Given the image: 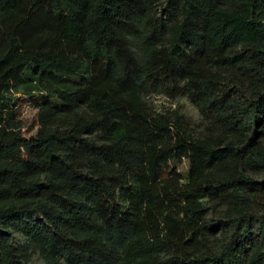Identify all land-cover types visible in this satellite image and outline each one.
I'll list each match as a JSON object with an SVG mask.
<instances>
[{
  "label": "trees",
  "instance_id": "1",
  "mask_svg": "<svg viewBox=\"0 0 264 264\" xmlns=\"http://www.w3.org/2000/svg\"><path fill=\"white\" fill-rule=\"evenodd\" d=\"M34 253L264 264V0H0V264Z\"/></svg>",
  "mask_w": 264,
  "mask_h": 264
},
{
  "label": "rangeland",
  "instance_id": "2",
  "mask_svg": "<svg viewBox=\"0 0 264 264\" xmlns=\"http://www.w3.org/2000/svg\"><path fill=\"white\" fill-rule=\"evenodd\" d=\"M16 98L13 99L14 108L18 115V118L22 119L23 122V132L26 135H30L35 133L36 129V112L37 109L35 107V103L37 102L38 95H24V94H16ZM153 105L157 109L167 110L168 108H174L175 106H179L182 111L190 116L193 119L198 117L196 108L187 100L180 99L176 103H171V100L165 97H161L159 95L152 96ZM189 168L188 161L183 159L178 166V170L183 177L186 176V172ZM12 237H15L16 240L22 241L23 237L19 233H11ZM32 264H45L42 258L38 253H34L31 258Z\"/></svg>",
  "mask_w": 264,
  "mask_h": 264
}]
</instances>
